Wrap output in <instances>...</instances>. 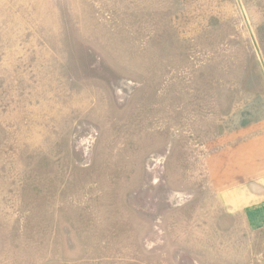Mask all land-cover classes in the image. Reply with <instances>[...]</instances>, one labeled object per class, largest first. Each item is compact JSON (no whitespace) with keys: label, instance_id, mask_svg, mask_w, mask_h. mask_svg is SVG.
Returning <instances> with one entry per match:
<instances>
[{"label":"rangeland","instance_id":"rangeland-1","mask_svg":"<svg viewBox=\"0 0 264 264\" xmlns=\"http://www.w3.org/2000/svg\"><path fill=\"white\" fill-rule=\"evenodd\" d=\"M263 62L264 0H0V264H264Z\"/></svg>","mask_w":264,"mask_h":264},{"label":"crops","instance_id":"crops-1","mask_svg":"<svg viewBox=\"0 0 264 264\" xmlns=\"http://www.w3.org/2000/svg\"><path fill=\"white\" fill-rule=\"evenodd\" d=\"M256 145L253 137L250 146L239 153L236 164L240 181L223 188L221 198L227 212L239 216L248 229L264 232V149Z\"/></svg>","mask_w":264,"mask_h":264},{"label":"water","instance_id":"water-1","mask_svg":"<svg viewBox=\"0 0 264 264\" xmlns=\"http://www.w3.org/2000/svg\"><path fill=\"white\" fill-rule=\"evenodd\" d=\"M255 45L257 46V43L255 42ZM259 56H260V58H261V60H262V57H261V54L259 53ZM263 61V60H262ZM264 63V62H263ZM264 65V64H263Z\"/></svg>","mask_w":264,"mask_h":264}]
</instances>
